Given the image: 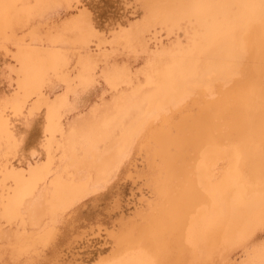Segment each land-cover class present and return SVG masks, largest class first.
I'll list each match as a JSON object with an SVG mask.
<instances>
[{"label":"bare ground","instance_id":"6f19581e","mask_svg":"<svg viewBox=\"0 0 264 264\" xmlns=\"http://www.w3.org/2000/svg\"><path fill=\"white\" fill-rule=\"evenodd\" d=\"M143 1L142 25L109 42L147 55L144 82L134 83L126 67L100 69L110 89L130 91H120L110 109L94 108L91 121L67 126L68 95L96 81L93 46L101 50L105 41L85 18L48 36L32 28L26 41L16 27L42 18L61 0H0V48L14 46L17 75L16 92L0 107V148L13 152L22 143L7 110L21 114L31 101L28 115L46 110L42 147L47 160H28L23 168L7 159L2 172L13 183L2 185L7 194L0 203L2 215L13 222L26 224V214L33 226L44 216L49 220L40 230L17 234L12 247L16 254L48 247L57 234V218L122 171L137 149L147 155L154 169L146 173L148 185L162 199L142 221L112 233L113 254L97 264H232L231 252L238 247L251 250L241 264H264V245H244L264 228V0ZM183 22L191 28L188 42L179 38ZM163 31L177 36L175 47L151 50L149 40L163 45L158 35ZM71 52L78 54L73 77L66 70ZM205 70L226 82L194 85ZM53 78L65 89L49 100ZM145 104L154 116L129 122ZM56 150L62 165L54 167ZM222 161L227 166L218 171Z\"/></svg>","mask_w":264,"mask_h":264},{"label":"rangeland","instance_id":"374dc122","mask_svg":"<svg viewBox=\"0 0 264 264\" xmlns=\"http://www.w3.org/2000/svg\"><path fill=\"white\" fill-rule=\"evenodd\" d=\"M63 1L61 0V5H55L47 9L42 18L37 17L30 21L27 26L16 27V33L18 36L25 38L24 40L29 41L27 31L32 28L39 34L48 36L62 30L73 20L85 18L90 20L99 38L105 41L101 50L94 51L95 47L93 46V53L99 67L96 81L85 87L77 86L74 93L70 92L68 95L69 107L66 109L69 110H66L63 121L69 126L89 121L93 117L92 111L94 108H97L100 113L105 108V110L110 109L120 91L124 93L130 91L126 87L120 91L110 89L103 77L99 75L102 69H110L113 66L126 67L133 76L134 83L144 82V76L141 72L148 58L147 55L125 49L122 45L117 47V44H111L109 41H112L114 36L124 30H135L140 27L147 13L143 0H80L81 3H77V6L73 5L76 0L72 3V0H65L67 3H63ZM68 3L72 4L73 8L68 7ZM116 20L117 23H115ZM119 25L122 27L119 28ZM115 26L116 28L119 26L118 29L120 30L116 28L114 30ZM181 26V30L178 31L179 38L184 42H188L191 28L184 22ZM157 27L159 28V26ZM150 28L153 29V27ZM68 34L72 36L71 33ZM158 35L162 38L163 45L161 43L156 44L154 40H149L150 35H148L151 50L157 48L168 50L175 47L174 44L177 40L175 34L167 37L168 35L163 31L161 35L160 33ZM11 45V43L6 44L10 50L0 48V107L16 92L17 75L12 69L14 65L16 68L12 57L15 48ZM69 55L71 63L66 70L73 77L76 73V67L74 66L77 64L78 54L71 52ZM101 56L103 57L101 58ZM236 60L233 59V61ZM136 77H139L141 81ZM225 80L226 78L218 73L205 70L200 77L193 80V84L199 83L202 85L204 82L216 84ZM190 81L192 82V80ZM191 82L188 81L186 86L190 88L193 85ZM64 89V83L57 78H53L51 86L47 88L49 100L57 98ZM31 102L25 104L21 114L15 115L10 110L6 112V116H9V121L12 123V129L22 143L13 152L7 151L5 147L0 148V200L7 194V190H3L2 185L13 183L11 180H4L2 167L7 159H12L16 166L23 168H27L28 160L37 163L47 160V153L42 147V139L45 138L43 135L46 124V110L45 107H42L33 115H28ZM153 116V112L149 111V105L145 104L142 109L135 110V113L131 116L132 120L128 121L138 123L144 118L149 120ZM32 149L38 154L31 158L33 155H30V153H33V151L31 152ZM35 149L37 150L35 151ZM82 153V150H78L79 156ZM53 155L52 166L62 165L59 160L60 151H54ZM146 156L144 151L136 149L130 157L131 159L125 160L122 171L109 182L101 183L97 192L87 194L74 209L65 212L63 216H59L54 222L57 228L55 239L48 247L39 248L37 253H32L33 255L16 254L12 247L16 236L17 234L33 233L42 229L49 218L44 216L40 224L33 226L30 223L31 220L29 221L30 216L26 214V224H21L19 221L13 222L2 215V205L0 203V264H97L110 258L114 251V241L111 234L118 233L124 226L132 222L142 221L144 215L155 206L158 207V202L162 199L153 187L148 185L150 180L147 178L146 173H152L154 169H150ZM226 166L227 161H222L218 171L225 169ZM80 167L83 168L84 164L81 163ZM24 174L28 175V172L25 170ZM244 245L245 248L247 246L250 249L258 245H264V228H259ZM245 250L238 247L231 252L232 264H241L246 260L251 250Z\"/></svg>","mask_w":264,"mask_h":264}]
</instances>
